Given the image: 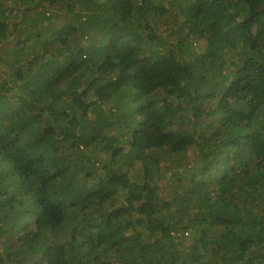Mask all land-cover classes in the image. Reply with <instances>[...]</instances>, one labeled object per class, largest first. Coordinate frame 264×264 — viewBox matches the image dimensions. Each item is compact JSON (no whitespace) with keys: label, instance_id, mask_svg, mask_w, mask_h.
I'll use <instances>...</instances> for the list:
<instances>
[{"label":"trees","instance_id":"obj_1","mask_svg":"<svg viewBox=\"0 0 264 264\" xmlns=\"http://www.w3.org/2000/svg\"><path fill=\"white\" fill-rule=\"evenodd\" d=\"M0 63V264H264V0H0Z\"/></svg>","mask_w":264,"mask_h":264},{"label":"rangeland","instance_id":"obj_2","mask_svg":"<svg viewBox=\"0 0 264 264\" xmlns=\"http://www.w3.org/2000/svg\"><path fill=\"white\" fill-rule=\"evenodd\" d=\"M39 9V8H38ZM35 11V10H34ZM34 13V12H33ZM35 15V13H34ZM167 15H171V14H167ZM158 24H159V33L163 34V35H167V32H169V30H166V28L170 27V25L172 24V21H167V19H164V20H158ZM13 29V27L11 28V30ZM7 34V32L5 33ZM16 35H12V32H10L9 34V37L8 39H14ZM192 45L195 46V48L197 49V51H201L203 50L205 47L204 46H201L200 43L197 42V40H192ZM25 62V61H23ZM6 63L3 64V63H0V81L2 82L3 80H6L7 81V85L11 84L12 83V80H13V75H14V70L15 69H11V68H5L6 67ZM226 69H231V66H222V71L226 70ZM51 72V70H50ZM225 72V71H224ZM49 73V71L47 72ZM230 77V74L228 75ZM25 93V92H24ZM20 94V93H19ZM215 99H211V101L209 100V103L208 101H206L204 104H203V109L205 110H209L211 108L214 107V103H215ZM112 104V103H111ZM188 108H187V113L188 114H192L194 112V109H192V105L189 107V105H187ZM103 107H108V105H104ZM89 115H90V111H89ZM93 119V117H92ZM201 120V121H200ZM207 121H211V117L210 116H207L206 114L202 115L200 118H199V123L202 122V125L205 124L203 122H207ZM211 122H214L215 121H211ZM128 147V145H127ZM135 169L136 170V173H131V175H136V180H140L142 177H143V174L141 172V166L137 163H135V165H133L131 167V169ZM118 205L117 201L115 200L114 197H111L108 201V207H112L114 208V206Z\"/></svg>","mask_w":264,"mask_h":264}]
</instances>
